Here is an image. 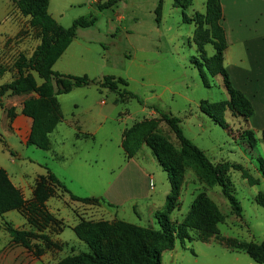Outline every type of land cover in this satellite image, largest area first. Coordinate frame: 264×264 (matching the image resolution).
I'll use <instances>...</instances> for the list:
<instances>
[{
  "label": "rangeland",
  "instance_id": "374dc122",
  "mask_svg": "<svg viewBox=\"0 0 264 264\" xmlns=\"http://www.w3.org/2000/svg\"><path fill=\"white\" fill-rule=\"evenodd\" d=\"M104 1L50 0L51 14L64 27H70L82 16L94 15L98 19L94 26L78 31L76 40L60 62L58 61L56 71L76 76L88 75L97 80L114 76L128 82L127 89L135 93L140 101L128 96L122 99L108 89L100 90L104 91L101 92V98L108 101V106H101V109L106 113L109 109L112 110V117L117 120L108 121L101 135V142L114 139L112 134L118 136L119 129L122 130L124 139L125 131L136 127V156H140L141 161L148 166L154 163L152 165L157 170L159 193L167 188L170 193L168 169L174 170L180 179L179 204L169 213L173 222H183L200 196H205L219 209L223 219L212 227L213 231L207 233L191 229L192 239L185 245L178 241L176 253H182L191 260H195L193 255H197L198 264H259L248 253L237 251L236 245L260 243L264 240V207L256 201V197L264 189L263 167L259 162L260 157L264 159L263 131L256 133L250 130L248 118L238 115L231 108H227L222 114L226 124V128H223L202 108L204 100L210 104L229 100L223 76H214L206 67L200 68L198 64L203 62L202 53L195 41L199 24L193 19L197 13L207 16L208 0H193L188 7L179 6L176 0H123L113 8L100 10L97 5ZM10 2L11 0H0V19L9 8ZM13 15L14 11L11 13ZM203 27H211V24H207V18L204 19ZM204 50L208 57L215 54L213 44H207ZM115 95L117 106H113L112 102ZM15 99L17 103L21 100L20 97ZM153 107L178 117L186 137L214 165H240L245 169L248 175L233 167L226 172L235 196L243 207L241 215L234 213L220 186L210 185L201 177L198 163L184 151L176 135ZM63 110L65 116L69 117L72 112L71 105L63 103ZM8 112L1 105L0 157L7 164L14 159L15 164L9 165L11 171L21 173L33 167L30 163L24 164L25 157L33 159L35 152H44L34 146H26L21 136L14 133L8 120ZM248 132L253 133L255 142L248 138ZM18 155H22V158L16 159ZM124 163L123 150L119 149L116 141L101 146V175L105 176L106 181ZM256 180L259 183L255 184ZM36 185L37 182L32 186V198L28 201L34 199ZM154 186L155 182L151 181V187ZM58 191H61L60 188H55L52 197H61ZM168 195L163 207L157 212L166 211ZM46 203L44 213L56 217V213L53 214ZM84 204L98 206L93 203ZM59 206V209L69 213L66 215L69 217L68 222L79 219L77 225L82 220L114 221L104 210L101 213L86 211L80 207H71L70 210L64 202H60ZM20 212L28 221L27 210ZM58 220V224H45L40 217L38 227L30 225L31 229L28 231L35 233L33 244L42 250L40 256L53 249L48 246L51 236L66 230L67 238L77 239L74 232L67 229L68 223ZM143 227L160 228L156 219L155 222L143 223ZM77 241L80 244L73 246L71 254L89 251L85 242ZM118 246L120 264H130L131 251L120 242ZM64 259L65 257H53L51 260L58 264ZM163 260L164 264H175L169 254H164Z\"/></svg>",
  "mask_w": 264,
  "mask_h": 264
},
{
  "label": "trees",
  "instance_id": "16d2710c",
  "mask_svg": "<svg viewBox=\"0 0 264 264\" xmlns=\"http://www.w3.org/2000/svg\"><path fill=\"white\" fill-rule=\"evenodd\" d=\"M121 1L123 0H105L99 3L97 7L100 10L110 9ZM192 2L193 0H176V3L181 7H188ZM13 3L23 16L30 17V26L37 32L36 35L41 39V43L31 57L24 54L17 57L14 68L19 72V77L0 87V100L7 93L15 96L35 94L25 100L22 110L25 116L33 120L28 140L30 145L41 150H50V136L63 120V113L57 96L68 94L76 88L97 86L99 90L108 89L117 93L122 99L128 96L140 101L135 93L127 89L129 84L123 78L106 76L103 80H97L88 75L76 76L54 70L57 61L76 39L78 31L81 28L94 26L97 23V17L94 15L82 16L76 19L70 27H64L49 12L50 0H13ZM205 18H207V24H211L208 29L203 27ZM158 19H160L159 14ZM222 20L221 0H208L207 16L197 13L193 19L199 24L195 32V41L202 53L203 62L198 64L200 68L206 67L214 76L222 75L229 95V100L214 104L204 100L202 108L217 124L226 128L222 114L227 108H231L238 115L248 119L253 116L254 108L251 101L233 86L225 68L224 57L227 41ZM207 44H213L215 48V54L212 57L205 54L204 49ZM32 72L38 75L41 83ZM153 108L176 135L184 151L198 163L201 177L210 185L220 186L234 213L241 215L243 207L235 196L232 183L226 176V172L230 167H233L247 174L245 169L240 165L228 164L223 165V167L214 165L205 153L191 139L186 137L178 117L163 112L157 107ZM8 114L11 119L14 118L13 109H10ZM134 130L136 127L126 130L124 133L122 146L128 159L135 157L138 150ZM247 135L250 140L255 142L253 133L248 132ZM262 137L264 142V131ZM259 162L263 167L264 174V159L260 157ZM168 173L171 190L166 201V211H159L155 214L159 229L138 226L123 220L112 222L82 220L74 227V232L81 241L88 245L89 251L70 254L58 264H120L119 242L126 245L131 251L130 264H163L162 257L165 251L174 250L178 241L185 245L188 240L192 239L191 229L203 230L207 233L212 232V227L220 222L223 216L217 206L205 196H200L195 201L183 222H173L170 219L169 213L179 204L177 202L181 185L174 170L168 169ZM255 182L257 184L259 180ZM55 187H60L68 192L75 201L112 206L105 198H80L73 195L50 171L46 176L39 178L35 187L34 199L28 201L20 189L13 184L7 171L0 167V215L13 210L24 211L25 209L28 212L29 224L35 228L38 227L40 217L45 224H58L59 220L54 215L44 213L45 203L54 195ZM256 201L264 207L263 192L258 194ZM6 227L15 244H19L33 251L36 256H40L42 250L37 249L36 245L33 244L34 231L18 230L10 223ZM48 246L50 248L60 247L51 238L48 240ZM236 248L237 251L248 253L257 263L264 264V240L260 243H240L236 245Z\"/></svg>",
  "mask_w": 264,
  "mask_h": 264
},
{
  "label": "crops",
  "instance_id": "0c3cea01",
  "mask_svg": "<svg viewBox=\"0 0 264 264\" xmlns=\"http://www.w3.org/2000/svg\"><path fill=\"white\" fill-rule=\"evenodd\" d=\"M221 2L222 26L227 41L224 65L233 86L240 90L253 105L254 114L248 119V128L261 133L264 131V0H221ZM13 11L15 15L11 16ZM0 28H2L0 32L1 87L19 77V72L14 68L17 55L24 54L31 57L40 45L41 39L35 35L34 29L30 26V17L23 16L19 10L15 9L13 0L3 18L0 19ZM58 61L54 66L55 71ZM32 73L38 78L35 72ZM101 92L104 91H100L95 86H88L76 88L64 94L71 96L70 98L62 97L63 95L57 96L63 120L50 136V150H42L44 153L35 152L34 160L25 157L24 164L30 163L33 167L16 173L11 171L9 166L16 161L12 159L7 164L5 159L0 157V167L7 171L11 181L22 191L26 200L32 198L34 188L32 186L50 171L73 195L80 198H105L112 205H86L73 200L62 188L55 187L56 190L60 188L61 191L58 192L61 197H51L46 204L53 214L56 213L57 219L68 223L67 229L73 232L79 219L68 222L69 217L67 218L66 215L69 213L59 209L60 202H64L70 210H72L71 207H80L96 213L104 210L112 220H123L143 226V223L155 222V213L163 207V202L169 193L168 188L159 193L157 170L152 165L153 162L148 166L141 161L140 156L131 159L126 157L122 146L121 129L117 131L118 136L112 134L114 139L109 138V141L101 142V135L108 121H117L112 117V110L109 109L106 113L101 109V106H108V101L101 98ZM34 95L15 96L7 93L0 100L5 112L14 109V118L11 119L8 114V120H10L11 129L21 136L26 146H34L28 143L33 120L25 116L22 110L25 100ZM19 97L21 100L18 99L17 103L15 98ZM116 100L115 95L112 100L113 106H117ZM63 103L71 105L72 112L69 117L64 114ZM114 141L119 149L123 150L125 163L119 171L113 172L110 180L106 181L105 176L101 175V146H107L108 142ZM262 143L264 144L263 141ZM21 158L22 155L16 156V159ZM151 181L155 182L154 187H151ZM8 223L18 230L31 229L27 219L18 210L0 215V264H55L56 261L53 263L51 260L53 257H66L71 254L76 243L80 244L77 241L80 239L75 232L77 239H70L66 237L65 230L54 237L51 236V240L60 245L59 248L54 247L42 256H36L33 251L13 242L6 227ZM176 250L165 251L163 256L169 254L175 264L199 263V256L193 255L195 260H191L182 253H176Z\"/></svg>",
  "mask_w": 264,
  "mask_h": 264
},
{
  "label": "built area",
  "instance_id": "2783aa9c",
  "mask_svg": "<svg viewBox=\"0 0 264 264\" xmlns=\"http://www.w3.org/2000/svg\"><path fill=\"white\" fill-rule=\"evenodd\" d=\"M0 104H1V102H0Z\"/></svg>",
  "mask_w": 264,
  "mask_h": 264
}]
</instances>
